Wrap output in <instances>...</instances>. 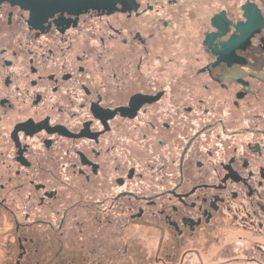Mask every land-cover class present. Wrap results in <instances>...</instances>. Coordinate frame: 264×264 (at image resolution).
Wrapping results in <instances>:
<instances>
[{"label":"flooded vegetation","instance_id":"obj_1","mask_svg":"<svg viewBox=\"0 0 264 264\" xmlns=\"http://www.w3.org/2000/svg\"><path fill=\"white\" fill-rule=\"evenodd\" d=\"M80 8L0 0V264H264V0Z\"/></svg>","mask_w":264,"mask_h":264},{"label":"water","instance_id":"obj_2","mask_svg":"<svg viewBox=\"0 0 264 264\" xmlns=\"http://www.w3.org/2000/svg\"><path fill=\"white\" fill-rule=\"evenodd\" d=\"M36 5H39L41 13H44L46 18L48 15H52L58 11L74 10L76 8H84L91 6L94 0H34Z\"/></svg>","mask_w":264,"mask_h":264}]
</instances>
